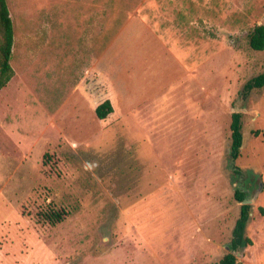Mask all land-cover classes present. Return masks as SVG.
Instances as JSON below:
<instances>
[{"label": "rangeland", "instance_id": "rangeland-1", "mask_svg": "<svg viewBox=\"0 0 264 264\" xmlns=\"http://www.w3.org/2000/svg\"><path fill=\"white\" fill-rule=\"evenodd\" d=\"M7 2L0 264H214L231 251L237 190L253 241L239 262L264 264V88L241 95L264 72L249 44L264 0H105L88 24L73 0Z\"/></svg>", "mask_w": 264, "mask_h": 264}, {"label": "trees", "instance_id": "trees-1", "mask_svg": "<svg viewBox=\"0 0 264 264\" xmlns=\"http://www.w3.org/2000/svg\"><path fill=\"white\" fill-rule=\"evenodd\" d=\"M15 30L14 23L9 9L7 0H0V91L4 89L15 75V71L11 65L13 56ZM250 47L255 51L264 50V25H257L249 34ZM264 88V72L249 80L241 95L247 98L253 91ZM114 112L113 105L110 100L105 101L96 109V114L99 119L104 120ZM242 113H233L231 123V149L230 156L236 161L242 152L244 145ZM236 199L239 202L246 200V195L242 190L236 191ZM264 215V208H259ZM251 206L243 204L241 208L240 218L237 220L233 239L230 244L231 251L226 253L218 262L214 264H240L239 254L247 247L253 245L251 238L247 236V226L250 219ZM68 215L65 211H51L44 214L46 220L51 224L56 225L62 223Z\"/></svg>", "mask_w": 264, "mask_h": 264}, {"label": "crops", "instance_id": "crops-1", "mask_svg": "<svg viewBox=\"0 0 264 264\" xmlns=\"http://www.w3.org/2000/svg\"><path fill=\"white\" fill-rule=\"evenodd\" d=\"M105 0H73L72 6L79 7L78 14L79 15V23L88 24L91 22H98L99 16L100 18H104L103 11L99 14L98 8H103L105 6ZM96 8V9H95ZM191 257H194L193 254ZM148 259V260H147ZM136 264H153L149 258H138V260H134ZM133 262V263H134ZM166 261H163L164 264ZM129 264H132V258L129 261Z\"/></svg>", "mask_w": 264, "mask_h": 264}, {"label": "water", "instance_id": "water-1", "mask_svg": "<svg viewBox=\"0 0 264 264\" xmlns=\"http://www.w3.org/2000/svg\"><path fill=\"white\" fill-rule=\"evenodd\" d=\"M243 204H249V202L248 201H244V202H242Z\"/></svg>", "mask_w": 264, "mask_h": 264}, {"label": "flooded vegetation", "instance_id": "flooded-vegetation-1", "mask_svg": "<svg viewBox=\"0 0 264 264\" xmlns=\"http://www.w3.org/2000/svg\"><path fill=\"white\" fill-rule=\"evenodd\" d=\"M246 201V200H245ZM249 202V201H248ZM250 205V204H249Z\"/></svg>", "mask_w": 264, "mask_h": 264}]
</instances>
